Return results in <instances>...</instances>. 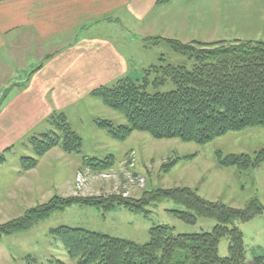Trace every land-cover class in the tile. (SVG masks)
<instances>
[{
  "label": "rangeland",
  "instance_id": "1",
  "mask_svg": "<svg viewBox=\"0 0 264 264\" xmlns=\"http://www.w3.org/2000/svg\"><path fill=\"white\" fill-rule=\"evenodd\" d=\"M173 5L162 19L163 27H128L134 29L139 38L137 34L142 28L149 29L150 35L155 34L147 42L150 48L138 44L129 48L134 53L131 80H140L144 69L160 65L162 57L166 59L165 64L193 68L194 63L187 57L176 54L165 43L156 42L154 38L158 36L185 43L264 42V0H176ZM117 29L118 37L123 32L120 27ZM131 35H134L132 31ZM174 89L175 86L168 82L159 88L150 87L148 92L153 94ZM66 111L67 122L82 138L80 153H66L56 147L40 158L34 169L29 170L32 177H23L38 181L32 179L19 183L18 175L14 173L29 172L22 171L21 159L35 157L30 142L19 146L15 152L10 150L0 156V224L22 216L54 196L122 194L124 197L140 198L145 191L161 188L188 187L207 200L235 208H244L253 198L264 205V164L240 171L237 167H221L218 163V153L254 158L264 150V128L232 132L205 145L180 140H155L146 133H135L126 142H117L96 126L95 119H108L115 125L126 124V119L106 107L96 96L82 97ZM109 155L116 157L117 165L105 172L94 170L84 160H103ZM186 157L190 159L182 160ZM175 160L178 162L176 166L168 174L165 173L163 165ZM11 185L12 191L8 193L7 188ZM25 188L38 192L37 197L32 195L33 192L24 197L27 195L23 192ZM148 210L150 214L145 216L123 207L108 213L89 207L69 208L54 214L30 231L3 236L0 239V264H74L61 242L51 235V230L60 226L86 228L146 244L150 239V230L158 225L174 228L175 234L208 233L216 225L215 220L207 218H200L194 225L178 220L171 211L185 209L171 200L153 204ZM252 221L246 225L235 222V226L242 228L247 244L251 246H248L249 261L254 258L259 245L264 248V216ZM228 246V238H223L219 246L221 257L229 255ZM178 256L182 259L184 254Z\"/></svg>",
  "mask_w": 264,
  "mask_h": 264
},
{
  "label": "trees",
  "instance_id": "2",
  "mask_svg": "<svg viewBox=\"0 0 264 264\" xmlns=\"http://www.w3.org/2000/svg\"><path fill=\"white\" fill-rule=\"evenodd\" d=\"M171 1L159 0V4ZM154 40L187 57L194 63L193 68L165 64L166 59L162 57L160 65L145 69L140 80L128 78L96 89L93 96L126 119V124L122 125H115L108 119H95L96 126L106 131L112 140L126 142L135 133H146L155 140L205 145L232 132L264 128L263 41L185 43L164 37ZM168 82L175 86L174 90L148 92L150 87L159 88ZM48 122L51 130L29 139L35 157L21 159L22 171L34 169L40 158L56 147L66 153L81 152L82 138L72 130L64 114H53ZM185 159L190 157L182 160ZM84 160L98 172L117 165L114 155L103 160ZM177 163L175 160L164 164L162 170L168 174ZM218 163L221 167H237L240 171L258 168L264 164V150L254 158L218 153ZM166 200L184 207L185 210L171 211L178 220L194 225L200 218H207L215 220L216 225L211 232L201 234H175L174 228L158 225L150 230L146 244L81 227L60 226L52 229L51 235L61 242L74 264H264V254L248 262L244 233L235 226L236 221L247 224L264 216L260 200L253 198L244 208H235L207 200L188 187L145 191L140 198L122 194L54 196L22 216L0 224V239L30 231L54 214L72 207L95 208L104 213L123 207L148 216L151 205ZM223 238L229 240L227 257L219 254ZM181 254H184L182 259L178 256Z\"/></svg>",
  "mask_w": 264,
  "mask_h": 264
},
{
  "label": "crops",
  "instance_id": "3",
  "mask_svg": "<svg viewBox=\"0 0 264 264\" xmlns=\"http://www.w3.org/2000/svg\"><path fill=\"white\" fill-rule=\"evenodd\" d=\"M175 2L0 0V156L51 130L53 114L66 115L96 89L131 78L134 53L129 48H150L147 42L155 34L142 28L139 38L128 27H163ZM117 27L123 32L118 37ZM14 174L18 183L36 179H23L32 177L30 171ZM23 192L26 197L33 191ZM244 238L249 252L245 233ZM263 254L259 245L254 258Z\"/></svg>",
  "mask_w": 264,
  "mask_h": 264
}]
</instances>
